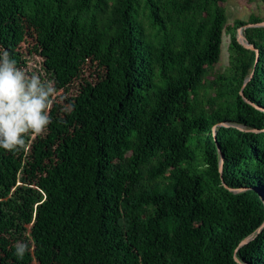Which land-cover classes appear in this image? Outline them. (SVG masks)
<instances>
[{
    "label": "trees",
    "instance_id": "16d2710c",
    "mask_svg": "<svg viewBox=\"0 0 264 264\" xmlns=\"http://www.w3.org/2000/svg\"><path fill=\"white\" fill-rule=\"evenodd\" d=\"M260 22L226 27L225 0H0V51L59 92L27 151L0 149V264H264V27L242 30L256 65L236 40Z\"/></svg>",
    "mask_w": 264,
    "mask_h": 264
},
{
    "label": "clouds",
    "instance_id": "9594fccd",
    "mask_svg": "<svg viewBox=\"0 0 264 264\" xmlns=\"http://www.w3.org/2000/svg\"><path fill=\"white\" fill-rule=\"evenodd\" d=\"M58 97L52 80L18 66L8 50L0 51V149L27 151L52 122L50 112ZM14 249L18 260L32 251L30 242L23 241H17Z\"/></svg>",
    "mask_w": 264,
    "mask_h": 264
},
{
    "label": "rangeland",
    "instance_id": "374dc122",
    "mask_svg": "<svg viewBox=\"0 0 264 264\" xmlns=\"http://www.w3.org/2000/svg\"><path fill=\"white\" fill-rule=\"evenodd\" d=\"M225 8L227 15L226 27H231L238 22H246L250 15L259 16L264 20V7L257 2L248 3L244 0H225ZM228 44L229 36L225 30L222 35L220 59L217 64L219 71H224L228 66Z\"/></svg>",
    "mask_w": 264,
    "mask_h": 264
},
{
    "label": "water",
    "instance_id": "95a60500",
    "mask_svg": "<svg viewBox=\"0 0 264 264\" xmlns=\"http://www.w3.org/2000/svg\"><path fill=\"white\" fill-rule=\"evenodd\" d=\"M253 27H257V28H259V27H264V22H260V23H257V24H247V25H245L244 27H242V28H239V29H237V33H236V40H237V42L242 46V47H244L245 49H248V50H251V51H254L255 52V63H254V65H256V63H257V61H258V51L251 45V44H249V42L246 40V38L243 36V34H242V30L243 29H247V28H253ZM253 76V72L250 74V76H249V78L248 79H246L245 80V82H244V84H243V87L245 86V84L250 80V78ZM240 94H241V96H243L242 94V91L240 92ZM243 99H244V97H243ZM244 101L246 102V103H249V101L248 100H246V99H244ZM250 104V103H249ZM257 108V107H256ZM220 126H228V124H226V123H221V124H219ZM236 128H238L239 130H241V131H245L242 127H240V126H236ZM250 131H252V132H256L255 130H250ZM222 164H223V160H222V158L220 159V162H219V172L221 173V171H222ZM264 224H262V226H263ZM262 226L257 230V233L261 230V228H262ZM248 239L249 238H247V239H245V240H243L242 242H241V244L240 245H243V244H245V243H247V241H248Z\"/></svg>",
    "mask_w": 264,
    "mask_h": 264
}]
</instances>
